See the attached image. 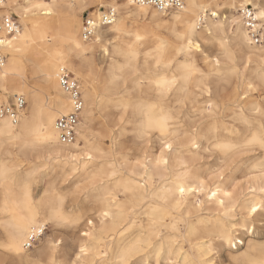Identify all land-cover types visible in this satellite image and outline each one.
<instances>
[{
  "label": "bare ground",
  "instance_id": "6f19581e",
  "mask_svg": "<svg viewBox=\"0 0 264 264\" xmlns=\"http://www.w3.org/2000/svg\"><path fill=\"white\" fill-rule=\"evenodd\" d=\"M209 1L211 3L206 4V6H208L210 16L207 14L208 11L201 12L198 8L190 9V11L183 13L185 20H187L193 16V12H200V15L204 16L207 21V25L202 31H199L200 29L197 30L193 37L194 42H198L199 39L205 40L209 28H211L215 35V24L217 22L224 23L227 28L226 38L237 40L241 45L238 49L241 55L237 56V60H246V54L251 53L253 63L256 65L262 56L261 46L250 45L244 40L247 31L243 20H240V17H242L240 13L230 14L224 21L218 13L216 17L211 16V12L215 11V7H212V4L218 7V2L226 1V4L237 5V7H234L237 9L239 8L238 5L244 3V0ZM17 3L18 0H5V4H11L12 7H0L1 21L4 17L11 14V9L18 13ZM33 4H43L48 7L33 8L32 13H27L24 18L27 17L28 19L23 20L22 27L13 35L21 37V39L13 41V47H8L6 44L0 45L1 50L9 54L7 63H1L0 61V76L5 71L9 73L7 77V90L0 84L3 91V94L0 95V103L6 99L5 92L8 90L13 94V97L22 95L28 100V106L22 112L17 124H14L8 118L0 117V132L7 133L11 130L17 135L21 134L29 122L35 123L40 120V106L45 103L47 104V111L43 117L44 121H47L48 113L51 112L56 116L54 121L56 124L57 119L62 116L60 115L61 104L64 102L66 96L58 82V74L62 68H67L84 82L83 99L85 105L81 114V121L76 129L77 139L74 144L66 146L58 141L54 145L33 148L26 145L22 139H15L9 144V137L6 134L0 135V163L5 159L18 163L21 166L20 171L25 176L28 175V170H32L35 167L45 170L44 174L40 173V176L43 178L57 171H60L63 176L73 173L72 179H75L79 183H83V179H87L89 173L96 171L102 164L107 168V163L114 162L117 169L123 173L118 178L120 186L114 181L105 179L103 184L98 183L94 189L87 191L85 201H91L96 206L91 219H88L92 221V224H89L87 220V232L92 233L95 240H90V238L82 235V239L79 240V247L81 245L86 247V255L81 257L80 264H95L96 257L98 256L97 248L103 249L107 253L109 251L111 258L115 259L112 256L115 246H126L136 240L147 241L149 238H151L153 246L148 248L145 244V247L140 249L139 254L134 255L132 260L141 256L139 260L141 263L147 264L150 259H154L156 264V252L160 250L161 244L163 245V251L160 255V261H165V264H168L170 260H182L185 257L189 260L198 259L199 255H191L186 250L185 244L188 243L191 251L195 249L200 253L207 245L206 243H200L205 238L210 239L209 247L213 246V241L215 240L221 241L224 245H229L231 248L233 246V249L236 250L238 249L237 245L245 246V250L242 253L230 254V259L233 262L250 264L251 261L264 259V243H256L252 238L249 240L245 239V235L249 234L250 237L255 233L253 226L255 224L254 219L261 215L259 211L249 214V206L259 203L264 199V192H261V188H264V169L259 166V161L264 159V156H261L258 152L255 160L252 163L250 162L251 164H247L249 165L247 167V176L249 178H246V182L242 186H236L232 189H229L219 176L217 181L215 179L209 180L210 173L213 171L209 172V169L204 170V165L200 164V155L198 154L199 158H196V154H189L186 149L183 151L175 149L171 153L167 149H164L165 158L170 161L169 171L166 172L163 171V168H161L160 173L153 172L155 161L160 157V154L152 156L154 154L147 155L145 152L142 157L130 161L127 155H123L118 150L120 146L118 139L128 131L133 132L132 126L128 124L127 120L123 124L120 123V112L117 104H110L107 101L94 103L93 99L98 94L103 95L105 85L111 80L110 70L112 69L113 62L115 61L119 65L123 57L110 55L107 67L104 69L98 68L96 62L89 57V53L93 50L91 48V41L86 42L82 39L81 21L76 16V12L82 11L89 6L103 4V0H87V3L86 0H52L51 2L38 0ZM190 4H204V2L201 0H187L185 7H188ZM133 12L136 14L130 20L139 16L143 18L148 17L154 21L163 20V17L154 19L150 14L147 17L139 15L138 9H133ZM172 14L174 15L175 12H172ZM94 16H98V10L94 12ZM234 19L240 20V22L233 24L232 21ZM168 22H173L172 15H169ZM25 33H27L28 39L23 38ZM116 35L120 34L113 35L114 40L116 39ZM13 36L8 38H12ZM128 39L120 35L117 46L123 47ZM73 40L81 42L82 45L86 43L90 50L82 57L78 52L73 50ZM212 46L216 51L219 50L213 43ZM15 49H19V51ZM140 51L141 54H144L150 50L149 48H141ZM197 54L194 55L193 59L198 66H201L203 65L204 55L207 54L201 55L200 58ZM25 58L32 63L35 72L46 80V89L33 88L28 94L27 90L22 89V78L25 72L22 61ZM214 59V55L209 56V60ZM93 84L94 86L91 87ZM223 85L230 86L231 90L225 93L224 89L226 88ZM235 87V84H225L215 79L203 84L198 83V78L193 79L188 85V93L186 94L187 104L177 114L179 118L178 122L184 126V129H187L188 124L203 126L218 122L221 126L236 127L237 131H239L237 127L239 125L238 108L241 105L236 104L234 100L227 106L224 103L232 95ZM209 93H211V100L219 104V110L212 118H209L206 112L200 115L205 104L209 101ZM53 94L55 97L50 101L49 96ZM176 95L175 93L172 94L171 106L173 107L176 106ZM254 105L255 107H264L259 92L252 93L250 99L242 102L245 115L253 114ZM96 112L100 114L98 118L102 117L99 136H93L92 133V124L96 121L94 115ZM105 112L108 113L105 114ZM192 117L196 119L192 120ZM185 120L188 121V124H186ZM239 126L242 127V125ZM111 129H115L112 133V136L115 137L114 141L111 137L104 139L105 134ZM180 132L182 136L183 129ZM153 133L158 135L163 144L165 140L172 141L175 139L171 136L163 137L159 132ZM224 135H227V133H224ZM107 141L110 143L109 145ZM80 142H83L84 145L81 146ZM105 145L109 146L114 157V160H109L107 163L101 160L99 152L95 151L97 148L100 151L108 150L105 148ZM209 147L208 141L205 140L203 143L204 151L218 154V160L222 161V166L227 165L223 163V153L218 150L208 151ZM87 150H92V154L96 157L93 161L88 162L87 165L83 161L77 162L70 159L71 156L83 155ZM8 152H11L10 156L6 155ZM48 156H51L52 159L48 160ZM137 160H140L142 163L147 161V171L137 165ZM233 161L230 162L232 163ZM74 164L78 169L75 172H73ZM182 165H187V168L185 169ZM86 168L87 171L85 170ZM173 170H175V174ZM184 172H187L188 179L190 180H195L197 177L204 180L207 188L218 192V198L209 199L208 196L201 194H186L181 198L177 192L175 199H173L172 193L168 190L175 188L176 175ZM78 177H83V179H79ZM141 185L143 187H140ZM125 187H128L130 191L126 192ZM225 191H232L233 196L231 198L224 197L222 193ZM17 193L18 191L13 190V194L9 195L6 206L5 191L3 188H0L2 196L0 199V215L6 216V221L10 219L9 213L13 209L12 200ZM165 196L168 197L167 202L162 199ZM191 197L195 198L196 202L190 200ZM32 199L36 201L33 195ZM177 199L181 200L180 206L176 205ZM218 199H224L225 205L221 206ZM203 205H208L207 209L211 213V216L206 217L201 214L205 210L203 209ZM77 208L79 207H72L73 210L70 212L77 216L80 222L83 219V214L82 210ZM104 211L109 212L108 217L102 216V212ZM242 212L246 213V217L242 220L241 224H230L229 221ZM161 220H163L164 225L176 223L179 231L172 232L170 228L162 227L159 224ZM153 221H156L157 224L154 225ZM4 222L2 223V227ZM58 227L62 226H54L53 230ZM243 229H246V232L242 234L243 239L239 240L234 234ZM156 231L163 233L160 239H157V236L153 235ZM221 236H224L225 239L221 240ZM228 237H231V244L228 242ZM175 240H178V245L173 244ZM58 241L59 247L63 243V240L58 238ZM93 244H95V247L92 246ZM3 248L6 250L7 257L12 260L13 264H25L29 256L36 251L34 247L32 250H28L26 254H18L15 251ZM77 255H79V252Z\"/></svg>",
  "mask_w": 264,
  "mask_h": 264
},
{
  "label": "snow or ice",
  "instance_id": "6c2138e0",
  "mask_svg": "<svg viewBox=\"0 0 264 264\" xmlns=\"http://www.w3.org/2000/svg\"><path fill=\"white\" fill-rule=\"evenodd\" d=\"M151 5L152 0H126V2L125 0H103L101 6L110 10L111 18L104 15H101L98 21L94 17L89 18L90 27L86 31L93 32L91 48H99L105 56L123 57L119 65L115 61L113 62L110 70L111 80L105 85L103 95L98 94L93 98L94 103L107 101L110 104H117L120 112V123L123 124L127 120L128 124L132 126L134 135L141 140L153 132H159L163 137L175 138L172 141L165 140L160 151V157L155 161L154 173H160L161 168L165 172L169 171L170 161L165 158L164 149H167L169 153L175 149L181 151L186 149L189 154H196V158H199L198 154L203 148L205 140L210 145L208 151L218 150L223 153L224 164L234 160L236 155L246 156L259 152L261 156H264V107H255L254 105L253 114L245 115L242 106V102L250 99L254 92L261 94L262 103H264V39L260 41L262 56L256 65L253 63L251 53L246 54V60L238 61L237 56L241 55L238 51L241 47L239 41L226 38V25L217 22L215 35L209 28L205 43L211 42L219 50L204 55L207 50L202 51L201 44L194 42L193 37L197 30L206 24V19L200 15V12H193V16L185 20L183 13L194 8H198L201 12H207L208 6L190 4L185 7L183 3H180V0H169V3H165L164 0H157L156 6L150 10ZM16 6L23 8L22 18L33 8L48 7L43 4H33L30 7L26 5ZM0 7L11 8L12 5L5 4V0H0ZM212 7H216V5H212ZM224 7H237V5L225 4ZM249 7L256 9L255 19L260 22L261 32H264V0H260L259 3L257 0H244V3L239 5L244 16L252 17L253 13L248 11ZM170 8L180 11L175 12L174 15L164 11ZM133 9H138L139 15L147 17L150 14L154 19L172 15L173 22L167 24V34L156 30H145L142 33L130 26V18L136 14ZM211 16L216 17L217 12L212 11ZM242 19L243 17H240V20ZM240 20L234 19L232 23L236 24ZM160 27L159 24L155 25L157 29ZM5 29V38L0 39V45L6 44L8 47H13V41L21 39V37L17 35L8 38L7 33L12 29L11 22L5 25ZM252 30H256V25L252 26ZM115 34L129 38L123 47L117 46L120 35H116L114 40L113 35ZM23 38L28 39L27 33ZM84 39L87 41L88 37ZM244 40L250 45L255 43L247 33ZM72 44L74 45L73 50L82 57L90 50L86 43L82 45L81 42L73 40ZM142 47L150 49L143 54V61H141L142 54L140 51ZM15 50L19 51V49ZM196 53L204 55L201 66H198L193 59ZM213 55L215 59L209 60V56ZM8 75L9 73L5 71L0 76V84L5 90H7ZM195 78H198V83L202 84L215 79L225 84L236 85L232 95L224 103L227 106L234 100L236 104L241 105L238 108L239 125H242V127L237 126L239 131L236 127L221 126L218 122L203 126L188 124L187 129H184V126L178 122L177 114L187 104L188 85ZM173 93L177 94L175 96L176 106L174 107L171 106ZM82 107L84 105L77 103L69 91L61 104L60 115H68L74 109ZM218 110L219 104L211 100V93H209V101L205 104L200 115L206 112L208 117L212 118ZM46 111L47 104L45 103L40 106V120L35 123L29 122L21 134L17 135L9 130L7 133L0 132V135L6 134L9 137V144L15 139H22L26 145L33 148L56 144L60 140L54 123L56 116L49 112L47 121H44L43 117ZM181 129H183L182 136ZM114 131L115 129L109 130L104 139L111 137L114 141L115 137L112 136ZM93 136H99V133H94ZM105 148L108 150L100 151L97 148L95 151L99 152V158L107 163L109 160H114V157L109 146L105 145ZM6 155L10 156L11 152L6 153ZM47 159L51 160L52 157L48 156ZM70 159L77 162L83 161L87 165L96 157L92 154V150H87L83 155L71 156ZM136 163L147 171V161L142 163L137 160ZM259 166L264 169V159L259 161ZM20 167L18 163L8 159L0 163V188L5 191L6 206L9 195L18 188V193L12 200L13 209L9 213L10 219L3 224L6 239L2 246L18 254H26L30 246H35L36 251L29 256L25 264H80L81 257L86 255V247L84 245L79 247V255L75 252H68L66 249L61 252L58 249L57 236L49 235V231L54 226H70L79 223V218L67 209L66 202L69 199L74 202L81 196L82 192L91 191L98 183L103 184L105 179L114 181L120 186L118 178L123 173L117 169L114 162L107 163V168L102 164L96 171H91L87 179L78 177L83 179V183L76 184L74 190L71 188V184H68L73 175V173H69L48 183L45 195L39 201H34L32 199V184L43 169L35 167L28 170V175L25 176L20 171ZM182 167L186 169L187 165H182ZM77 170L74 164L73 172ZM85 170L87 171V168ZM224 170L221 168L214 172V175L223 177ZM173 172L175 174V170ZM175 179V188L168 190L172 193L173 199H175L177 192L181 198L186 194L206 195L209 199L218 198V192L207 188L204 180L198 177L195 180H190L187 172L176 175ZM208 179L211 180L212 177ZM62 183L68 184L67 190L60 187ZM72 183H76L75 179H72ZM125 191H130V189L125 187ZM261 192H264V188H261ZM222 195L231 198L233 192L225 191ZM162 199L165 202L168 201L167 196L162 197ZM218 202L221 206L225 205L224 199H218ZM180 204L181 200L177 199L176 205L180 206ZM258 211L264 215V199L249 206V214ZM102 216L108 217L109 212H102ZM88 223L92 224V221L88 220ZM153 224L156 225L157 222L153 221ZM159 224L162 227L170 228L172 232L179 231L176 223L164 225L163 220H161ZM83 235L90 240H95L90 232H84ZM153 235L160 239L163 233L156 231ZM220 239L223 240L225 237L221 236ZM228 242L231 244V237H228ZM178 243V240L173 241V244L178 245ZM145 244L151 248L153 246L151 238L147 241L136 240L126 246H115L112 252L115 259L111 258L103 249L97 248L96 250L101 253V258L97 259L95 264H131L133 256L138 255ZM92 246L95 247V244ZM162 251L163 245L161 244L160 250L156 252V264H161L160 255ZM104 257L108 258L105 259ZM136 264H140V261H137ZM168 264H220V262L214 261L209 247L206 252H201L198 259L189 260L185 257L182 260H170ZM250 264H264V259L251 261Z\"/></svg>",
  "mask_w": 264,
  "mask_h": 264
},
{
  "label": "rangeland",
  "instance_id": "374dc122",
  "mask_svg": "<svg viewBox=\"0 0 264 264\" xmlns=\"http://www.w3.org/2000/svg\"><path fill=\"white\" fill-rule=\"evenodd\" d=\"M38 0H18L17 5H26V6H31L33 3L37 2ZM47 2H51L52 0H45ZM69 1H75V0H69ZM202 2H204V5L206 4H210L211 1L209 0H201ZM126 2V0H125ZM226 4V1H222V2H218V7H215V11L219 14V16H221L223 18V21L226 19V17H228L230 14H239V9L237 8L235 9L234 7H227L225 8L224 5ZM100 5H94V6H89L85 9H83L82 11L76 12V16H78V18L81 21V29H82V24H83V19L89 15L90 17H99L100 16V12H101V8H107V7H103ZM213 5V4H212ZM239 6V5H238ZM18 13L14 10H10L11 14L7 15L9 16H14L17 18L20 28L22 27V22L23 20L28 19L26 18H22L21 13L23 12V8H18ZM98 10V16H94V12H96ZM32 13V12H30ZM208 16H210V12H207ZM169 16H165L163 17V20L161 21H154L151 18H143L142 16L139 17H135L132 20H130V26L134 27L137 30H140L142 33L145 30L148 31H152V30H156L158 32H163L165 34H167V24H169ZM216 21V20H215ZM1 22V19H0ZM161 25L160 28H155V25ZM207 25V21L206 24L200 28L199 31H202ZM205 33V32H202ZM128 38V37H127ZM198 43L201 44V48L202 51L203 50H207L206 52H204V54H208V53H212L215 52V48L212 46L211 42L205 43V40H198ZM147 47H142V49H145ZM150 50V49H149ZM2 54L4 56H6V61L4 63H7L8 61V52H4V50H1ZM197 56L200 58L201 57V53H198ZM89 57L92 58L95 62L96 65L98 66V68L100 69H104L107 67V64L109 63L110 60V55L105 56L100 50L99 48H95L92 50V52L89 53ZM143 54L141 55V61H143ZM27 58L23 59L22 61V65L23 68L25 69V72L23 74V78H22V89L23 90H27V94L29 93V91H31L33 88H41V89H46L47 87V82L46 80L43 79V77H41L40 74H37L32 66V63L28 60H26ZM201 64V62H199ZM74 74V73H73ZM75 75V74H74ZM76 76V75H75ZM81 84H82V88L84 89V82L82 81V79L78 76H76ZM93 85H91V87H93ZM224 86V85H223ZM226 89H224L225 93L229 92L231 90V87L229 86H224ZM6 93V99L3 100L0 103V107L3 104H7V103H11L15 97H13V94L10 92V90H8ZM51 93H53V91H51ZM3 94L2 91V87L0 86V95ZM50 94V92H49ZM22 96V95H21ZM25 101H26V107L28 106V100L26 99L25 96H23ZM55 97V95H51L49 96L50 101H52V99ZM108 112H105V114ZM95 115V122H93L92 124V129H93V134L94 133H100L101 131V123H102V117L98 118L100 114H98L97 112L94 114ZM196 119L192 117V120ZM81 121V119H80ZM79 121V123H80ZM113 121V120H111ZM186 124H188V121H186ZM78 123V124H79ZM130 128V127H129ZM119 148L118 150H120V152L123 155H127L129 160L134 161L137 158L142 157L145 152L147 155H152V156H157L158 154H160L161 149L163 148V142L160 141L158 135L156 133L150 134L149 136L145 137L143 140L139 139V137L135 136L133 132L128 131L125 134H123L119 139ZM81 146H83V142H80ZM108 145L110 144L107 141ZM16 150V149H14ZM258 154V152L256 153H252L246 156H236L234 161L225 166H222V161L218 160V154H211V153H207L204 151V149L202 148L199 152V155L201 157V163L204 165V170L209 169L211 171H213L212 173H210V177H212V179H215L216 181L218 180V176L221 179V181L223 183H225V185L229 188L232 189L233 187H239L242 186L245 182H246V178L248 179L249 176H247L248 171H247V167L249 165L247 164H251L255 158L256 155ZM236 161V162H235ZM251 162V163H250ZM224 168V173H223V177H221L220 175H214V172H216L217 170ZM43 172H45V170H43L42 172H40L41 174H44ZM39 176L38 178H36L32 184V195L33 198L36 199V201L40 200L41 197H43L45 195V189L48 186V183L53 182L55 178L58 177H63V174L60 171L54 172L53 174L49 175L46 178H43L42 176ZM76 181V180H75ZM68 184H71V188L74 190L76 188V184H81L79 182L76 183H72V179H70V181L68 182ZM68 184H61L60 187L67 190L68 189ZM15 191H18L17 189H14ZM86 194L87 191L82 192L81 196L79 198H77L74 202L69 199L66 202L67 205V209L69 211H72V207L77 206L79 208L77 209H81L82 214H83V219L79 222L78 225H70L69 228L67 227H58L55 230H51L49 231V235H56L57 238H60L63 240V243L61 244V246L58 247L59 251L64 252L65 249L68 252H75L76 254L79 252V240L82 239V235L84 232H87L88 226H87V220L91 219V216L93 215L94 211L96 210V206L93 204V202L85 201L86 198ZM1 194H0V199H1ZM190 200L196 202L195 198L191 197ZM198 204V203H197ZM208 205H203V209H205L204 211H202V215L209 217L211 216V213L208 212ZM93 211V212H92ZM246 217V213L242 212L239 213L235 218H232L229 222L230 224H237L240 225L242 220L245 219ZM255 220V224L254 226V234L252 236L249 237L248 235H245V239L249 240V239H253L256 243H264V215H260L257 218L254 219ZM3 221H6V216H1L0 215V264H13L12 260L7 257V252L6 250L3 248V243L4 240L6 239L5 233H4V229L2 227V223ZM246 232V229L240 230L238 232H236L234 235L235 237H237V239L241 240L242 238V234H244ZM55 233V234H54ZM246 240V241H247ZM209 242L210 239L205 238L203 240L200 241V243H206L207 245L205 246V248L203 249L202 252H206L207 249L209 248ZM186 250L193 256H197L200 255L201 252L199 253L197 250H190V247L187 244H185ZM238 249H233L229 246V245H224L221 241L215 240L213 241V246H211V253L213 255L214 261H219L220 264H241L239 262H233L230 259V254L231 253H242L245 250V246H240L237 245ZM34 249V248H33ZM98 256L96 257V260L101 258V253L97 252ZM109 256L110 252L108 251ZM75 256H73L74 258ZM141 257V256H140ZM140 257H137L136 259L138 260H132L131 264H136L137 261L140 260ZM105 259H107L108 257H104ZM140 264H143L140 262ZM147 264H155L154 259H150L149 262ZM161 264H165V261H161Z\"/></svg>",
  "mask_w": 264,
  "mask_h": 264
},
{
  "label": "built area",
  "instance_id": "2783aa9c",
  "mask_svg": "<svg viewBox=\"0 0 264 264\" xmlns=\"http://www.w3.org/2000/svg\"><path fill=\"white\" fill-rule=\"evenodd\" d=\"M67 1V0H62ZM165 3H169V0H164ZM260 0H257V3H259ZM157 0H152L151 8H154L156 6ZM180 3H183L186 6L187 0H180ZM166 13H172L180 11L179 9H165ZM248 11H251L253 13L252 17L244 16L243 11L239 9L240 15L243 17V24L245 26V29L247 31L248 36L255 41L252 45L255 46H261L260 41L261 39H264V32H261L259 27V21L255 19L256 15V9L249 7ZM104 15L109 18H111V13L108 8H102L100 12V16ZM99 16V17H100ZM99 17H95V19L98 21ZM90 16L87 15L83 19L82 29H81V37L85 41V37H88L86 42H90L91 38L93 36V32H88L86 29L90 27L88 24ZM11 22L12 29L11 31H8L7 35L8 37L15 35L20 29L19 22L16 17L14 16H6L3 18V20L0 22V39L5 38V25ZM256 25V30H252V26ZM0 61L1 63H4L6 61V56H4L1 52L0 48ZM59 86L61 90L67 94V92L71 91L72 97H74L77 100V103H80L82 105H85L84 99H83V88L80 80L67 68H62L59 71ZM26 108V101L23 96H17L14 98V100L11 103L3 104L0 107V117L1 118H8L10 119L14 124H17L22 112ZM84 107L79 109H74L71 113L68 115H63L59 117L56 121V130L60 136L59 142L63 145L69 146L76 142L77 139V126L81 119V114ZM15 118V119H13ZM35 246H30L29 250H32Z\"/></svg>",
  "mask_w": 264,
  "mask_h": 264
},
{
  "label": "crops",
  "instance_id": "0c3cea01",
  "mask_svg": "<svg viewBox=\"0 0 264 264\" xmlns=\"http://www.w3.org/2000/svg\"><path fill=\"white\" fill-rule=\"evenodd\" d=\"M102 9V8H101Z\"/></svg>",
  "mask_w": 264,
  "mask_h": 264
}]
</instances>
